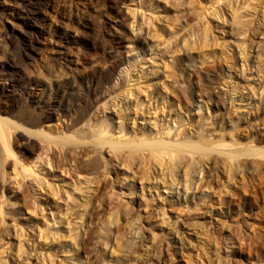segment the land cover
I'll return each instance as SVG.
<instances>
[{"label": "rangeland", "instance_id": "1", "mask_svg": "<svg viewBox=\"0 0 264 264\" xmlns=\"http://www.w3.org/2000/svg\"><path fill=\"white\" fill-rule=\"evenodd\" d=\"M32 1L0 0V34L21 32L16 9ZM43 2L38 54L19 68L30 70L24 89L0 79L2 102L49 93L57 107L45 124L62 136L56 125L89 99L90 122L108 121L114 136L121 114L137 136H198L212 150L204 161L195 155L185 189L184 168L170 185L164 161L122 165L78 134L81 148L112 160L104 196H114L100 205L90 199L95 182L56 166L38 137L18 129L24 149L11 146L0 181V264H264V0ZM49 66L44 81L36 72Z\"/></svg>", "mask_w": 264, "mask_h": 264}, {"label": "bare ground", "instance_id": "2", "mask_svg": "<svg viewBox=\"0 0 264 264\" xmlns=\"http://www.w3.org/2000/svg\"><path fill=\"white\" fill-rule=\"evenodd\" d=\"M44 5L45 3L43 0H33L29 4L22 3L15 12L22 15V19L19 22L22 28L21 32L10 30L4 34H0V79H10L13 85L21 90L24 89V79H26L30 70H19V68L33 61L38 54L36 51L37 40L33 35L41 32V30H38V26L42 23L43 18L41 19V12L44 11ZM238 22L240 23L242 21ZM239 25L240 27L243 26L242 23ZM184 44L185 39L183 46L185 48L189 46L188 44ZM95 46L100 47V45L96 43ZM103 49L106 48L104 47ZM109 49L106 58L116 59L117 54L111 50V47H109ZM53 68V66H49L46 70H41L42 72L39 70L35 72L37 75H41L44 81H50L55 73ZM110 72L111 71L108 70L107 73H100L98 75V86L110 77ZM69 77L70 79H74L73 74H70ZM69 86H71V90L74 89L72 83ZM47 89H49V87ZM4 93H6L5 89L0 86V116H6L5 118L0 117V181L8 177V173L5 172V165L9 158L14 157L11 146L14 145L24 149L22 140L25 138V135L19 132L18 129H22L24 133H27L29 136L38 137L43 144H41V147H46L51 160L56 166L65 169L68 167L76 175L83 174L84 179H87L90 183L95 182V193L90 199H95L94 201L100 205L101 202L112 200L111 196H114V194L104 196V189L108 187L106 176L109 173V165L112 164V160L109 162L105 161L100 156V152L94 150V147L102 148L106 145L114 160L122 165H141L143 156L148 164L151 162L162 164L164 161L166 170H168V173L172 176L170 185L175 183L174 181L176 179H174V176H176L175 173L178 169L184 168L185 180L184 182L182 180L181 183L180 179H178L176 184L181 183L185 189L188 188V183H186L188 181L187 176H190L196 168L197 158H195V155L199 157L200 161H204L205 158H208L209 151L212 150L205 147L209 142L203 138L200 139L198 136L196 137V139L198 138L196 142L187 138L169 140L172 138L169 135V131L164 133L163 136L157 134L152 135L145 131H143L142 134L140 133L141 136H137L136 131L127 129L125 117L121 116V114L118 116V118L122 120L119 126V135L114 136L113 128L110 127L108 121L95 118L94 121L90 122L91 118L89 114L93 107V102L89 101V99L81 103L80 110L76 115H74V113L70 117L69 124L63 125V123L60 122L56 125L61 131L68 132L69 134L52 136V134L50 135L49 133H53L54 131L45 124L44 119L50 118V113L55 111L53 108L55 109L57 106L50 102L51 95L49 93L47 94L46 101L42 102L35 99L33 101H27L26 98L22 96L12 98L10 102H2L3 96H7V94ZM57 102L60 103L59 98ZM78 134H80V139L86 138L87 142L94 147L81 148L77 143L84 142H80V140L77 139ZM251 152L250 149L244 153L241 152V154H252ZM259 152L254 151V154L259 155ZM229 155L231 156L232 154L229 153ZM230 156H228V158ZM235 156L237 157L236 154H233L229 159L232 166H234L233 164L239 163L238 160L235 159ZM21 167L20 172L23 174V177L30 176L33 172L31 168L25 166ZM137 172L143 175L145 170H137ZM101 181L102 186L99 188L98 184ZM19 195L24 198L28 197V191L25 186L22 187ZM2 198L3 190L0 187V203L2 202ZM1 204L0 216L2 215ZM112 209L115 210L116 206L113 205ZM95 211L92 213L90 212L89 215L92 214L93 217ZM109 221L108 223H110Z\"/></svg>", "mask_w": 264, "mask_h": 264}]
</instances>
